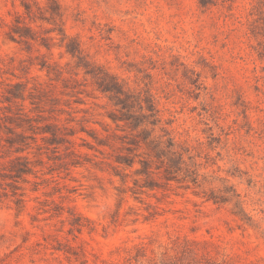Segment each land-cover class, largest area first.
I'll return each mask as SVG.
<instances>
[{
	"label": "rangeland",
	"instance_id": "1",
	"mask_svg": "<svg viewBox=\"0 0 264 264\" xmlns=\"http://www.w3.org/2000/svg\"><path fill=\"white\" fill-rule=\"evenodd\" d=\"M58 3L48 22L47 0H0V264H264V0ZM115 83L188 150L178 181L135 143ZM19 118L73 134L25 151L21 207L3 159Z\"/></svg>",
	"mask_w": 264,
	"mask_h": 264
},
{
	"label": "trees",
	"instance_id": "2",
	"mask_svg": "<svg viewBox=\"0 0 264 264\" xmlns=\"http://www.w3.org/2000/svg\"><path fill=\"white\" fill-rule=\"evenodd\" d=\"M47 4L51 9V16L48 22H53V18L56 16H60V4L58 0H47ZM25 14L33 20V9L30 4H24ZM20 37V41H23L25 44H29L31 41H34L35 38L33 36V29L30 26L20 27L17 26L14 28ZM52 31V30H51ZM15 39V38H12ZM45 67V66H43ZM89 73V72H88ZM114 79V78H113ZM113 88L106 87L104 92H112L118 94V96L125 95L126 101L124 104L126 105V126L130 131L137 133L135 137V143L138 147L144 146L146 150V154L150 159H157L161 164L164 165L163 173L164 179L167 182L178 181L177 174L182 172V166L185 163L184 155L185 151H188L185 147H181L183 152L177 150V142L169 137L167 140H163L161 137H156L154 135V130L160 125V111L156 108L155 104L152 101L147 102L148 112L140 115H132L129 113L130 107L132 104L130 95L124 92V90L119 86L118 83L114 84ZM15 98H19L15 96ZM31 119H23L19 118L16 120H12L14 127L7 128L8 137L5 139L7 148V153L4 155L3 159L8 161V174L6 177L12 180L11 183L7 184L11 190V196L14 198V202L18 207H21L23 203V194H18V186L17 183L20 180H25V177L28 175H32L35 173V164L31 160L29 155L25 154V151L31 148V143H35L37 145V149L39 151V155L43 149L42 145L39 144V136L43 140L44 145H51L55 147H59L65 143H71L68 136L73 135L69 133H64L63 129L59 125L49 124L45 126L42 130L36 132L33 124L31 123ZM31 131L32 135H28L27 132ZM30 140L32 142H30ZM134 161H131L130 157L126 158L127 167H132L134 165ZM140 164L142 169L138 170L137 173L149 175L151 173L150 161L148 159L141 160ZM78 165V163H76ZM162 165V166H163ZM189 177V178H188ZM191 181L194 185L198 184L197 178L193 176H186L185 181ZM16 183V184H15ZM148 188H152L147 184ZM5 192L3 195L6 197L10 196V194L6 191L7 188H2ZM1 195V194H0ZM2 196V195H1ZM0 196V197H1ZM207 200H212L215 203L222 202L217 200L214 196H210ZM81 227V226H79ZM80 229V228H79Z\"/></svg>",
	"mask_w": 264,
	"mask_h": 264
}]
</instances>
